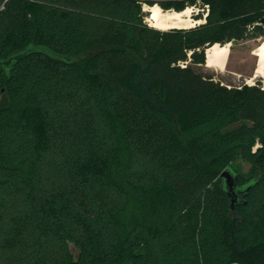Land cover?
<instances>
[{"label": "trees", "instance_id": "trees-1", "mask_svg": "<svg viewBox=\"0 0 264 264\" xmlns=\"http://www.w3.org/2000/svg\"><path fill=\"white\" fill-rule=\"evenodd\" d=\"M205 1L160 31L136 0H0V264H264V88L194 68L264 0Z\"/></svg>", "mask_w": 264, "mask_h": 264}, {"label": "rangeland", "instance_id": "rangeland-1", "mask_svg": "<svg viewBox=\"0 0 264 264\" xmlns=\"http://www.w3.org/2000/svg\"><path fill=\"white\" fill-rule=\"evenodd\" d=\"M262 26V36L247 37L238 41L228 42L229 56L224 70L219 71L217 69L207 68L205 64L195 66V70L200 73L212 75L215 80H219L227 86L260 83L264 88V79L261 76H255L257 57L254 55L257 47L264 42V24ZM233 168L246 173L249 165L242 161H237L233 164ZM72 251L75 252L73 248Z\"/></svg>", "mask_w": 264, "mask_h": 264}, {"label": "bare ground", "instance_id": "bare-ground-1", "mask_svg": "<svg viewBox=\"0 0 264 264\" xmlns=\"http://www.w3.org/2000/svg\"><path fill=\"white\" fill-rule=\"evenodd\" d=\"M189 9L180 12L162 11L159 6H151L146 21L148 25L160 31L170 29H189L195 27L199 21H194L189 16ZM257 57L255 76L264 79V42L254 51ZM229 56V45L214 44L205 51V67L224 70Z\"/></svg>", "mask_w": 264, "mask_h": 264}, {"label": "water", "instance_id": "water-1", "mask_svg": "<svg viewBox=\"0 0 264 264\" xmlns=\"http://www.w3.org/2000/svg\"><path fill=\"white\" fill-rule=\"evenodd\" d=\"M258 24H264V18H262ZM30 52V49H26L23 52L10 56L4 64L6 66L11 65L14 61L20 59L24 55ZM220 178L223 180V188L230 198V210L235 214V207H239L243 204L244 196L248 191L250 184L239 188L238 187V176L230 168H226L220 174Z\"/></svg>", "mask_w": 264, "mask_h": 264}, {"label": "built area", "instance_id": "built-area-1", "mask_svg": "<svg viewBox=\"0 0 264 264\" xmlns=\"http://www.w3.org/2000/svg\"><path fill=\"white\" fill-rule=\"evenodd\" d=\"M141 7L142 12L145 14V22L148 25V22L146 21L147 15L149 14V9L151 6H159L161 10H163L160 6L161 3L166 2H185L186 6L185 8L189 9V16L194 21H199L196 26L200 24H204L206 22L207 16L210 12V5L205 0H136ZM163 11H174L173 9H167ZM149 26V25H148Z\"/></svg>", "mask_w": 264, "mask_h": 264}]
</instances>
